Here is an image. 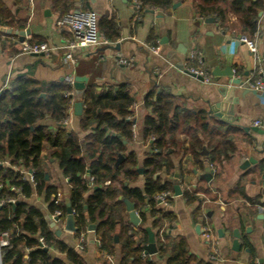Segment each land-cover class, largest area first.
<instances>
[{
    "label": "crops",
    "instance_id": "obj_1",
    "mask_svg": "<svg viewBox=\"0 0 264 264\" xmlns=\"http://www.w3.org/2000/svg\"><path fill=\"white\" fill-rule=\"evenodd\" d=\"M137 3L138 9H135ZM0 4L9 11L14 23L12 26L0 23V27L30 29L25 38L32 43L58 45L63 36H70L56 27L59 11L52 6V0H0ZM74 4L73 11L80 8L94 11L98 20L113 16L119 29L116 41L81 49L75 53V63H72L65 59L61 49L42 56L25 53L17 36L0 32V91L19 73L44 87L59 83L70 85L71 91L65 95L72 94V98L68 97L70 103L64 125L82 138L91 128L81 130L79 117L73 112V102L82 101V95L74 90L70 77H86L85 88L93 89L95 93L109 87L115 90L122 87L134 98L129 119L135 127L133 139L126 144L125 152L134 153L139 167L150 152V145L143 139L141 131L143 118L151 111L144 104L147 96L162 91L175 97L176 102L187 109L206 111L208 126L198 136L208 154H215L209 161L211 179L204 178L203 162L209 157L200 154L195 158L189 151L170 154L175 170L172 175L164 171L161 177L170 181L173 188L177 184L180 194L173 191L169 197L166 209L174 215V222L167 233L172 237H184L189 253L209 264H264V152L257 150L264 146V135L249 129L252 120L264 117V91L254 92L232 84L230 99L216 107L215 113L209 112L224 98L220 93L221 85L233 77L214 75V71L224 73L230 67L235 71L234 77L243 80L259 64L239 40L240 35L248 33L239 27L238 13L230 0L215 3V6L227 10L224 25L213 14L202 16L197 12L196 5L202 4L201 0H173L169 8L149 7L142 11L136 0H74ZM208 18H214V21H207ZM257 28V35L251 38L256 41L261 56L264 50V6L258 12ZM13 49L17 52H12ZM191 51L201 53V67L211 75L210 82L205 83L184 71V63L197 64L188 59ZM260 64L262 72L254 73L253 78L264 80L262 58ZM42 123L52 130L56 127L51 119ZM178 138L183 147L188 146V135L179 134ZM218 149L226 151V156L217 155ZM53 151L54 148L45 145L41 152L47 164L45 176L56 187V204L65 206L68 184L51 157ZM249 157L257 161L244 167V161ZM143 184L142 172H138L135 181L130 183L138 188H143ZM186 190L194 192L197 199L186 202L183 198ZM27 202L43 210L47 208L43 198L35 194ZM123 203L125 220L134 228L138 227L131 223L125 201ZM158 205L162 206L159 202ZM64 220L60 226L56 225L62 230L59 237L81 252L83 264H118V248L114 254L99 249L96 227L89 230L86 225L80 241L75 232L63 229ZM89 222L96 226L95 222ZM235 230L239 238L233 235ZM50 253L62 258L65 264H72L65 259L64 253L55 249H50ZM150 256L157 264H166L156 253Z\"/></svg>",
    "mask_w": 264,
    "mask_h": 264
},
{
    "label": "trees",
    "instance_id": "obj_2",
    "mask_svg": "<svg viewBox=\"0 0 264 264\" xmlns=\"http://www.w3.org/2000/svg\"><path fill=\"white\" fill-rule=\"evenodd\" d=\"M136 1L141 11L149 7L166 9L173 4V0ZM201 1L202 4L196 5L197 12L202 16L213 14L224 25L227 10L215 6L218 0ZM230 3L238 13L239 27L248 33L242 35L251 38L258 29V12L264 0H230ZM52 6L58 9L61 18L73 11L75 4L74 0H52ZM0 23L14 24L1 4ZM97 26L110 43L119 37L113 16L97 19ZM70 91L71 86L63 83L44 87L24 73L16 74L0 91V235L8 233L7 244L0 246V264H65L62 258L51 255L50 249L64 253L72 264H83L81 252L55 234L43 213L51 216L60 210V222L66 215L65 206L56 204L55 185L45 176L47 164L41 155L45 145L54 148L51 157L67 180L76 236L80 238L85 231L86 220L95 222L99 249L114 254L118 248V264H157L144 253L148 239L144 228L148 226L154 232L156 254L166 264H209L189 253L184 237L167 233L173 227L174 215L159 206L155 198L159 193L174 191L173 184L161 177L162 172L172 175L175 170L170 154L189 151L195 158L200 154L209 157L203 165L214 158V152L208 154L198 136L207 129V112L187 109L162 91L147 96L144 104L151 111L143 118L141 131L150 152L139 167L134 153L125 152L126 144L133 139L134 122L128 118L133 96L122 87L116 90L109 87L100 93L85 88L79 126L81 130H91L81 138L64 125L70 103L65 94ZM45 119L55 122L54 130L42 123ZM179 134L189 136L187 147H183ZM169 149L173 151L168 152ZM119 155L122 160L117 163ZM217 155L225 157L226 151L218 149ZM138 169H142L144 176L143 188L130 185ZM33 194L43 198L46 210L27 202ZM9 198L15 203H9ZM183 198L193 202L197 196L186 190ZM123 201L133 204L140 219L138 227L125 220ZM246 246L252 252L248 243Z\"/></svg>",
    "mask_w": 264,
    "mask_h": 264
},
{
    "label": "built area",
    "instance_id": "obj_3",
    "mask_svg": "<svg viewBox=\"0 0 264 264\" xmlns=\"http://www.w3.org/2000/svg\"><path fill=\"white\" fill-rule=\"evenodd\" d=\"M135 9H138V3L134 4ZM56 27L65 30L69 33V37L63 36L61 42L58 45H49L47 42L42 43H30L25 38L22 42H20L21 48L23 52L29 54H48L49 52L61 49L64 51V57L66 60H69L72 63H75V53L81 49H86L90 47H96L101 45L110 44V42L105 39V37L99 32L97 26V15L94 11L85 10L78 12L71 11L64 15L61 18L56 20ZM257 35V31L255 32ZM239 40L242 41L255 59L259 62L257 65V69L251 73V75L242 81V84L239 86H243L254 92L264 91V80L261 77L253 78L254 73L262 72L261 56L258 51L257 43L254 39L247 37L246 35H240ZM153 52H157L155 47H151ZM201 53L199 51H191L188 59L192 61H196V65L192 66L188 62L184 63L183 68L184 71H188L194 73L198 76H201L202 81L208 83L211 81V75L205 69L201 67ZM233 78L234 77V69H231ZM239 79V78H238ZM130 118V116L128 117ZM65 124V121H64ZM251 125L254 127H258L264 129V117L256 118L251 121ZM135 127V123H133V128ZM172 192H163L159 193L155 196L157 201L162 205L163 208H167L169 203L167 201L168 197L172 196ZM8 202L11 204L15 203L13 198H9ZM60 210H56L51 218H56L55 223H60ZM65 218V217H64ZM65 221V220H64ZM64 227V226H63ZM263 234H264V225H263ZM8 233L4 232L0 235V246H4L7 244ZM83 238L80 237V241Z\"/></svg>",
    "mask_w": 264,
    "mask_h": 264
},
{
    "label": "water",
    "instance_id": "obj_4",
    "mask_svg": "<svg viewBox=\"0 0 264 264\" xmlns=\"http://www.w3.org/2000/svg\"><path fill=\"white\" fill-rule=\"evenodd\" d=\"M173 6H175V3L173 4ZM79 10H75V12H78ZM148 11H152V10H148ZM207 21H214V18H208L206 19ZM0 32L1 33H5L6 35H13V36H17L18 37V40L20 42H22L24 39H25V36L27 34L30 33V29H12V28H6V27H0ZM118 47V45H117ZM34 56H42L43 53H39V54H33ZM261 58H262V61H263V64H264V50L262 52V55H261ZM217 70V68L215 69ZM187 74L193 76V77H196L197 79L199 80H202L201 76H198L194 73H191V72H188V71H185ZM214 75H220V74H224L226 76H229L232 75V71H231V68L228 67V71L227 72H224V73H218L217 71H214L213 72ZM71 82H72V86L74 88V90L80 95H82L84 89H85V82H86V77L84 76H75L73 77H70ZM234 84V85H240L242 84V81L238 78H233L232 76L230 77V80L227 81L225 84H222L221 85V89H220V93L222 96H224L223 99H221V101H218L216 102L212 108L209 110L210 113H215L216 111V107H220L221 105H224L225 104V101L226 100H229L230 99V92H231V85ZM229 86V88L227 87ZM41 96H44L43 93H41ZM226 96V97H225ZM68 97L69 98H72V94H68ZM82 101L81 100H76L73 102V112L74 114L77 116V117H80L81 114H82ZM218 115V114H216ZM250 130L260 134V135H264V129H261V128H258V127H254V126H251L249 127ZM245 130H248V129H245ZM258 152L260 153H263L264 152V146L261 145V148L260 149H257ZM122 160V156L119 155L118 156V159H117V163H119L120 161ZM257 160L253 157H249L247 160L244 161V167H247L249 166L251 163H255ZM139 172H142V169H138ZM204 170H205V180L207 181H210L211 179V169H210V166L208 163H204ZM177 176V175H176ZM174 193L176 195L180 194V190H179V187L178 185L176 184L174 186ZM126 209L128 211V215H129V219L131 221V223L135 226H138L139 223H140V219L136 213V211L134 210V207L131 203H128L126 202ZM65 208H66V215H65V223H64V227L63 229L66 230V231H69V232H76L77 231V227L75 226V219H74V215H73V211H72V208H71V205L69 203V201L67 200L66 203H65ZM45 217H46V221L47 223L49 224V226L54 230L55 234L57 236H60L61 235V232L62 230L59 229L57 226H56V223H55V220L56 218H51L50 216H48L46 214L45 211H43ZM86 223H87V226H88V229L91 230V229H94V225L91 224L89 222V220H86ZM144 230L146 231L147 233V237H148V240H147V244L144 245V253L145 254H154L156 253V247H155V238H154V232L150 229V227H145ZM233 235L236 237V238H239L240 235L238 233L237 230H235L233 232Z\"/></svg>",
    "mask_w": 264,
    "mask_h": 264
},
{
    "label": "rangeland",
    "instance_id": "obj_5",
    "mask_svg": "<svg viewBox=\"0 0 264 264\" xmlns=\"http://www.w3.org/2000/svg\"><path fill=\"white\" fill-rule=\"evenodd\" d=\"M192 66H194V64Z\"/></svg>",
    "mask_w": 264,
    "mask_h": 264
}]
</instances>
